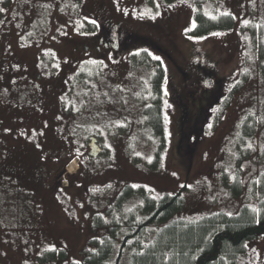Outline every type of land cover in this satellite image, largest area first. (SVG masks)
Listing matches in <instances>:
<instances>
[{
    "label": "rangeland",
    "instance_id": "1",
    "mask_svg": "<svg viewBox=\"0 0 264 264\" xmlns=\"http://www.w3.org/2000/svg\"><path fill=\"white\" fill-rule=\"evenodd\" d=\"M47 1L0 2V264L82 261L110 227L95 218L112 216L124 190L137 195L123 211L141 191L161 199L186 187L174 218L188 222L258 205L264 0H82L80 18ZM199 5L232 25L195 34ZM142 51L149 63L133 66ZM159 64L169 83L161 135L146 114ZM231 75L240 89L206 113L215 83L205 80ZM91 137L102 150L88 160ZM235 264H264V234Z\"/></svg>",
    "mask_w": 264,
    "mask_h": 264
},
{
    "label": "trees",
    "instance_id": "2",
    "mask_svg": "<svg viewBox=\"0 0 264 264\" xmlns=\"http://www.w3.org/2000/svg\"><path fill=\"white\" fill-rule=\"evenodd\" d=\"M46 5H58L61 14L80 18L83 2L48 0ZM2 14L1 8L0 16ZM232 18L228 14L218 16L216 11L214 15H210L199 5L195 11L194 33L202 37L211 31L228 28L232 25ZM148 57L147 51L134 53L132 65L149 63ZM261 58L264 59L263 50ZM214 83L213 93L205 104L206 113H210L218 103L220 109L227 107L240 89L234 75L215 80ZM167 84L166 70L159 64L152 77L156 96L151 100L146 114L160 135L165 128L163 102L169 99L165 88ZM50 131L47 129V135ZM244 131L249 133L245 123ZM86 158L83 159L84 166H81V170L86 166L87 159H90ZM11 182L14 183L12 180ZM259 186L264 194V175ZM185 189L183 187L177 193L165 195L161 199H154L150 192L141 191L143 199L139 204L132 210L128 208L123 211L125 199L137 195L124 190L118 197L119 207L112 216L98 215L95 218L97 227L109 224L106 234L101 239L93 240L95 248L89 250L82 261L72 264H235L244 253L247 242L264 234V196L257 206L245 204L237 214L220 211L188 222L174 218L184 208ZM154 226L160 227L151 237L150 231ZM57 255L64 257L65 253L48 252L43 255V259H53Z\"/></svg>",
    "mask_w": 264,
    "mask_h": 264
},
{
    "label": "water",
    "instance_id": "3",
    "mask_svg": "<svg viewBox=\"0 0 264 264\" xmlns=\"http://www.w3.org/2000/svg\"><path fill=\"white\" fill-rule=\"evenodd\" d=\"M213 84V80L209 79L206 81V85H212ZM89 147H90V151H89V155L92 157H97L99 155V153L101 152V148L97 143V138L92 137L91 141L89 143Z\"/></svg>",
    "mask_w": 264,
    "mask_h": 264
},
{
    "label": "flooded vegetation",
    "instance_id": "4",
    "mask_svg": "<svg viewBox=\"0 0 264 264\" xmlns=\"http://www.w3.org/2000/svg\"><path fill=\"white\" fill-rule=\"evenodd\" d=\"M116 37H117V35H116ZM79 158L81 159V160H79V162L81 161V166H82V165L84 166V163H83V162H84V161H83L84 158H83V157H79ZM71 159H73V157H70V158L66 159L67 161H66L65 164H66V165L69 164V162L71 161ZM90 159H91V158H90ZM75 161H76V160H73V161H72V163H71V164L69 165V167H68V170H69V168L71 167L72 164H76V165H77V163H76ZM65 164L63 165V169L66 167ZM77 166H78V165H77ZM85 169H86V166L83 167V170H82V171H84ZM79 170H81V167H79Z\"/></svg>",
    "mask_w": 264,
    "mask_h": 264
},
{
    "label": "bare ground",
    "instance_id": "5",
    "mask_svg": "<svg viewBox=\"0 0 264 264\" xmlns=\"http://www.w3.org/2000/svg\"><path fill=\"white\" fill-rule=\"evenodd\" d=\"M77 168H78V166L76 164H72L71 167L69 168V171L72 172V173H75Z\"/></svg>",
    "mask_w": 264,
    "mask_h": 264
},
{
    "label": "snow or ice",
    "instance_id": "6",
    "mask_svg": "<svg viewBox=\"0 0 264 264\" xmlns=\"http://www.w3.org/2000/svg\"><path fill=\"white\" fill-rule=\"evenodd\" d=\"M0 2H2V0H0Z\"/></svg>",
    "mask_w": 264,
    "mask_h": 264
}]
</instances>
